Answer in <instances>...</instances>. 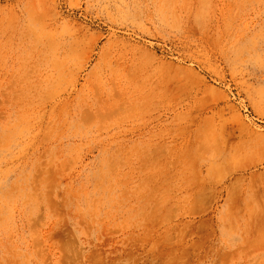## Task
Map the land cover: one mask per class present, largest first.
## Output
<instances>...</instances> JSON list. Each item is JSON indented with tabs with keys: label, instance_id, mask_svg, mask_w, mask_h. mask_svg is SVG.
Here are the masks:
<instances>
[{
	"label": "rangeland",
	"instance_id": "1",
	"mask_svg": "<svg viewBox=\"0 0 264 264\" xmlns=\"http://www.w3.org/2000/svg\"><path fill=\"white\" fill-rule=\"evenodd\" d=\"M0 264H264V0H0Z\"/></svg>",
	"mask_w": 264,
	"mask_h": 264
}]
</instances>
